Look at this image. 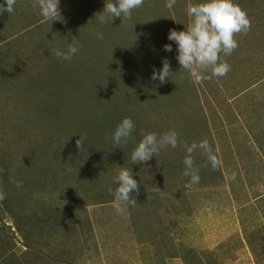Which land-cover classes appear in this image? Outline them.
Listing matches in <instances>:
<instances>
[{"label": "rangeland", "instance_id": "rangeland-1", "mask_svg": "<svg viewBox=\"0 0 264 264\" xmlns=\"http://www.w3.org/2000/svg\"><path fill=\"white\" fill-rule=\"evenodd\" d=\"M105 2L60 0L53 21L36 0L0 14V264H264V0H233L251 29L222 57L231 71L200 83L167 35L203 0H144L131 20L100 24ZM72 40L82 47L70 61L53 55ZM163 58L172 74L160 83ZM125 117L135 130L114 148ZM170 130L180 146L131 164L144 133ZM204 139L220 163L196 151L192 184L183 145ZM121 167L139 194L117 214Z\"/></svg>", "mask_w": 264, "mask_h": 264}, {"label": "clouds", "instance_id": "clouds-1", "mask_svg": "<svg viewBox=\"0 0 264 264\" xmlns=\"http://www.w3.org/2000/svg\"><path fill=\"white\" fill-rule=\"evenodd\" d=\"M16 3L17 0H5L4 4H0V14L13 13ZM59 3L60 0H36L41 15L51 21L60 18ZM176 3L177 0H167L166 7L173 8ZM143 5L144 0H108L98 17L99 23H109L115 18H122V21L131 20L133 12ZM187 14L192 19L185 30L169 29L167 35V39L176 44V60L180 68L186 70L197 83L225 77L231 71V66L222 57L232 55L238 48L235 38L237 35H246L250 31L251 21L247 13L233 0H203L201 3L188 5ZM96 38L102 40L103 33L97 32ZM81 47L78 41L72 40L65 50L54 49L53 55L58 59L70 61ZM163 50L171 52L172 44H164ZM170 74V61L163 58L162 67L159 70L153 68L151 79L164 83ZM134 130L135 122L130 117L123 118L110 137L114 148H118L121 143L127 144ZM106 139L109 137L106 136ZM83 142V137L76 140L78 150L83 148ZM178 146L179 136L174 130L163 134L147 132L131 152L129 161L131 164L145 163L159 155L161 150ZM183 146L186 151L183 175L190 177L192 184H198L200 181L199 168L195 166L193 158L196 151L199 150L206 156V167L210 165L213 170L218 168L220 162L207 139ZM133 175L130 167H121L118 175L113 178V183L118 186L115 190L109 188V193L114 197L112 207L117 214H123L127 206H135L137 203L132 193L139 194V182L133 179ZM5 198V194L0 191V201Z\"/></svg>", "mask_w": 264, "mask_h": 264}]
</instances>
